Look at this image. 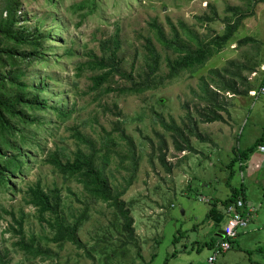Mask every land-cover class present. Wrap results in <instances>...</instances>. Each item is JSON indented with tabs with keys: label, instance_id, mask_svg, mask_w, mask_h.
I'll return each mask as SVG.
<instances>
[{
	"label": "rangeland",
	"instance_id": "1",
	"mask_svg": "<svg viewBox=\"0 0 264 264\" xmlns=\"http://www.w3.org/2000/svg\"><path fill=\"white\" fill-rule=\"evenodd\" d=\"M82 1L85 0H21V11L26 13V19L20 25L34 28L40 20L38 29L52 32V40L46 45L52 53L49 54L51 61L47 66L40 64L29 68L26 71L27 83L43 81L47 91L42 93V98L50 105L72 111V116L63 122L53 112L41 113L47 127L32 134L37 135L34 140L41 143L42 149H25L24 159L28 163L24 164V174L10 175L17 194H0V264H195L189 250L200 239L208 242L219 230L208 216L210 209L217 206V210L226 217L229 208L219 202L229 194L226 181L230 171L227 166L234 158L233 147L248 149L264 131V68L259 67L258 72L252 74L237 66L251 64L247 55H254L256 61L264 62L263 0H97L99 9L87 17H82L81 11L71 9ZM4 2L0 0V10ZM212 8L217 17L208 23L205 18L212 15ZM229 8H238L246 16L235 35V42L213 55L193 76L183 72L179 77L172 78L169 62L177 59L178 55L161 44L156 28L163 29L169 40L175 37L176 29L183 42L195 48L190 32L205 41H210L216 34L221 35L228 19L237 20ZM117 29L120 30L122 72L134 81L145 75L147 39L162 54L161 71L154 78L159 83L156 90L141 95H105L104 90H91V74L76 77L78 64L88 61L90 53L101 55V42L115 35ZM246 38L255 39L257 44H238ZM66 49L72 51L71 56L64 55ZM241 71L249 77L254 91L241 96L222 94L219 101L223 104V111L217 114L224 120L199 123L198 130L205 140L193 137L195 151L178 152L173 134L164 128L162 120L168 125L175 121L182 128L185 125L192 127L189 117L201 122L202 115L209 114L208 106H211L200 98L205 97L202 87L208 84L211 91L216 88L212 84L217 78L212 72H218L229 80L231 73ZM75 82L77 87H74ZM129 86V81L120 76H116L112 83V87L118 89ZM238 88L245 92L247 86L239 83ZM119 112L121 117L116 115ZM117 119L134 144L133 152L115 132ZM76 127L95 142L98 149L102 146L104 130L114 132L117 145L111 147L105 172L114 192L126 189L122 200L130 208L135 231L140 216L134 210L155 211L157 207H163L159 215L152 214L150 217L153 223L150 240L127 241L123 221L115 209L102 202L92 203L91 196L81 185L65 181L53 165L44 162L59 147L65 148L67 154L76 152L77 143L71 138L74 132L70 131ZM158 135L168 142L166 162L173 167L171 173L160 161L163 143ZM263 159L264 154L259 150L248 163L249 170L242 172L241 167L236 165L231 184L238 188L243 183L247 186L259 184L254 189L248 186L252 205L260 210V218L251 228L258 226L256 229L261 227L264 232V208L256 197L259 195L260 198L261 194L264 199V192L259 193L264 186ZM258 161H263V164L252 179L251 171ZM98 165L104 166L102 161H98ZM38 182L46 191L56 187L60 189V215L67 224H74L88 208V221L78 234L86 248L79 249L70 243L60 248L48 242L55 232L46 223L40 222L37 210L26 206L23 201L25 195L19 192H25L28 186ZM10 213L17 219L25 216L26 242L34 238L37 245L52 251V258H26L23 252L18 251L15 244L20 236L14 232L17 226ZM47 217L54 218L52 215ZM225 225L226 218L221 228ZM180 230L184 235L178 241ZM260 246L264 247V242ZM186 247L189 250L185 251ZM202 249L208 251V258L212 251L207 247ZM88 252L94 259L89 257ZM233 252L231 250L230 254ZM192 253L198 257V250H192ZM256 257L252 251L238 249L232 260L237 264H261Z\"/></svg>",
	"mask_w": 264,
	"mask_h": 264
},
{
	"label": "trees",
	"instance_id": "2",
	"mask_svg": "<svg viewBox=\"0 0 264 264\" xmlns=\"http://www.w3.org/2000/svg\"><path fill=\"white\" fill-rule=\"evenodd\" d=\"M4 3L3 9L0 10V194H17L18 190L13 186L14 184H11L12 178L10 175L24 174L26 169L24 164L26 161L28 163V160L24 159L26 157L24 155L25 149L28 147L31 149H42L41 143L34 140L37 135L32 134L38 133L39 130H44L47 127L41 113L53 112L57 115L59 121L67 122L71 119L72 111L50 105L48 100L42 98V93L47 91V86L43 81H38L39 84H28L26 80V71L29 68L40 64L47 66L48 62L51 61L49 54L52 53L47 50L46 45L52 40V32L40 31L37 26L41 25L40 20L34 28L20 25L26 19V13L21 11V0H5ZM99 4L97 0H85L73 5L71 9L81 11V16L87 17L99 9ZM229 10L234 13L237 20L233 22L231 19H228L229 21L225 23L221 35L216 34L210 41H205L190 32V36L195 42V48L190 44L184 43L182 36L176 29L175 37L169 40L163 29L156 28L159 31L161 44L178 55L177 59L169 62V66L172 69V78L179 77L183 72H189L193 76L198 69L206 65L213 55L220 53L230 43L233 44L235 42V35L239 28H241V24L246 19V16L238 8H229ZM4 13L6 16H4ZM216 17L217 13L212 8V15L207 16L205 19L208 23H211L216 20ZM119 32L120 30L117 29L115 35L101 42V55L90 53L88 54V61L78 64L76 77L80 78L81 76L91 74V81L93 83L91 90H104L105 95L113 93L127 96L141 95L148 91L156 90L159 87V83L154 78L161 71L162 54L153 45L152 41L147 39L145 75L144 77L139 76L141 78L139 81H134L131 76L122 72V59L119 55L121 51ZM249 43L257 44V41L253 38H246L238 42L242 46ZM64 55L71 56L72 51L66 49ZM246 58L251 63L250 65L237 64V66L244 68L245 71L252 74L257 73L259 67L262 68L263 66L264 68V62L256 61L257 57L254 58V55H247ZM224 72L229 73L227 69H224ZM212 74L217 78V80H213L212 84L216 88L211 91L208 84L202 87L205 97L200 98L202 101L211 103V106H208L210 113L202 115L203 120L201 122L194 121L192 117H189L192 127L190 128L188 125H185V128H182L175 121H173L172 125H168L164 122L165 120H162L164 128L173 134L175 148L178 152H194L191 140L193 137L205 140L198 130L199 123H215L224 120L222 116L217 114L218 111H223V104L219 101L222 94L241 96L250 95V92L254 91V85L249 81L248 76L242 74V71L241 73H231L232 77L229 80L222 75L220 76L218 72H212ZM116 76L128 80L130 86L119 89L113 88L112 83ZM205 82L206 80H204ZM239 83L247 86L245 92L239 90ZM77 86L78 84L75 82L74 87ZM262 86L264 88V85ZM116 115L118 117L122 116L121 112ZM157 118L161 119V116L157 115ZM117 121L115 132L119 133L120 138L129 146V151L133 152L134 144L131 138L125 134L124 129L120 125V120L117 119ZM70 131L74 132L71 138L77 143L76 152L72 155L67 154L65 148L59 147L55 152L50 153L44 162L53 165L65 181H74L81 185L84 191L91 196L92 203L102 202L108 208L115 209L123 221L122 228L126 234L127 241H134V221L131 217L130 208L122 200L126 189L122 192H114L111 189L105 172V166L109 163L112 153L111 147L117 145L115 143L114 132H106L104 130L105 135L102 137V146L98 149L95 142L83 134L80 128H71ZM159 138L163 143V146L160 148V161L166 167V171L171 173L173 167L166 162L169 149L168 142L165 141L164 137L159 136ZM262 147H264V131L261 138L248 149L242 150L238 146L233 147L234 158L227 166L230 176L226 184L230 189V195L219 203L228 208L242 200L245 203L246 209L241 212L246 215L252 211L247 206V201H249L247 184L243 183L238 188L234 187L231 182L236 173L235 166L241 167L242 172L246 171L248 162ZM98 161H102L104 166H99ZM19 192L25 195L23 198L24 204L37 210L40 222L42 224L46 223L55 232V236L48 239L49 243L59 245L60 248L66 243H70L79 249L86 248L78 234L88 221V208L74 224H67L60 215L62 197L58 187L46 191L38 182L37 184L28 186L25 192L22 190H19ZM216 207L210 210L209 218H212L219 212ZM253 213L250 221H252L255 214ZM10 215L17 226L14 232L20 236L19 242L15 244L18 251L23 252L26 258H40L42 260L52 258V251L43 249L37 245L34 238L26 242L24 235L25 216L22 215L21 218L17 219L13 213H10ZM48 215H52L54 218L48 219ZM183 235V232L180 230V236L177 240ZM216 243L215 239H213L211 242L205 244L212 248L213 253ZM88 254L91 259H94L90 252ZM251 259L252 262H256L252 256Z\"/></svg>",
	"mask_w": 264,
	"mask_h": 264
},
{
	"label": "crops",
	"instance_id": "3",
	"mask_svg": "<svg viewBox=\"0 0 264 264\" xmlns=\"http://www.w3.org/2000/svg\"><path fill=\"white\" fill-rule=\"evenodd\" d=\"M255 164L256 165L253 167L254 170L251 171V178L252 179H254V175L257 173V170H259V167L262 166L263 161L262 162L258 161ZM247 170H249V164H247ZM260 171H259V173H260ZM262 182H264V180ZM258 185L259 184H249L248 186L250 188L254 189ZM226 187H227V191H229V194L226 196V198H227L230 195V189L227 186V184H226ZM248 190H249V188H248ZM248 190H247V196L249 198ZM261 192H264V186L262 187V189H260L259 193H261ZM256 197L258 198V200H260L261 207L264 208V199L262 200L261 194H260V198H259V195H256ZM247 202H248L247 203L248 208L251 209L252 212L255 213V214L253 213L254 216H253L252 221L250 223V227H248V229H246V230H243V231L239 232L238 236L233 241L232 248L230 250H228L227 252H225L223 254H220L217 257L216 264H237V262L232 260V256H233L234 253L237 252L238 249L243 251V252H249V251L254 252V254H256V256H257L256 260H258L261 264L264 263V247L260 246L261 243L264 242V232H263L261 227H260V229H256V228H258V226H255V227L251 228V225L260 218V215H259L260 214V210L258 208H256L255 205H252V201L250 200V198H249V201H247ZM173 207H175V205H173ZM134 211L136 213H138V215L140 216V221L138 222V225H137V231H135V229H134V235H133L134 240L135 239L138 240V241H141V240H144V239L150 240L151 239L150 238L151 237L150 236V230L153 228V223L151 222L150 217H151L152 214H155V215L158 214L159 215L161 213L159 211H163V207L162 206L157 207V209L155 211H153L151 209H146L145 212H139L138 210H134ZM209 213H210V211H209ZM209 213H208V216H209ZM184 214L187 215L188 212L186 210H184ZM217 214H222V213L218 212ZM131 217H132V215H131ZM132 219L135 222L133 217H132ZM141 221H144V222H141ZM134 227H136V226H133V228ZM216 234L214 235V238H212V239L209 238L208 242L207 241L204 242L205 240L200 239L198 241V244H196V245L194 244L193 248H191V249L195 250V251L198 250V257H196L194 255V253H192V250H189L188 247L185 248L186 249L185 251L189 250L188 253L190 254V258L191 257L195 258L194 259V261H196V262H194L195 264H205L207 262L206 253L208 251L202 249V247H204V248L207 247V248H209L212 251V248L209 247L205 243H209L213 239H215V241L217 242L220 238H218L216 236ZM178 241H180V240H178ZM184 244L186 246H188L187 243H184ZM235 245L237 246V248L235 247ZM231 250H234V252L230 254ZM173 255L178 257L177 253H174ZM210 255H211V252L209 253L208 256H210Z\"/></svg>",
	"mask_w": 264,
	"mask_h": 264
},
{
	"label": "built area",
	"instance_id": "4",
	"mask_svg": "<svg viewBox=\"0 0 264 264\" xmlns=\"http://www.w3.org/2000/svg\"><path fill=\"white\" fill-rule=\"evenodd\" d=\"M261 150L264 153V147ZM245 209L246 206L242 200L227 209L226 225L223 228L224 237L217 241L212 255L207 259V264H216L217 257L232 248V241L238 236L239 232L248 229L253 212L251 211L244 215L241 211Z\"/></svg>",
	"mask_w": 264,
	"mask_h": 264
},
{
	"label": "water",
	"instance_id": "5",
	"mask_svg": "<svg viewBox=\"0 0 264 264\" xmlns=\"http://www.w3.org/2000/svg\"><path fill=\"white\" fill-rule=\"evenodd\" d=\"M225 220V216L223 214H216L211 218V221L219 227V230L217 231L216 236L218 238H223L224 237V231L223 228H221V225L223 224Z\"/></svg>",
	"mask_w": 264,
	"mask_h": 264
},
{
	"label": "bare ground",
	"instance_id": "6",
	"mask_svg": "<svg viewBox=\"0 0 264 264\" xmlns=\"http://www.w3.org/2000/svg\"><path fill=\"white\" fill-rule=\"evenodd\" d=\"M249 212V211H248Z\"/></svg>",
	"mask_w": 264,
	"mask_h": 264
}]
</instances>
